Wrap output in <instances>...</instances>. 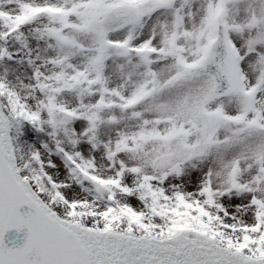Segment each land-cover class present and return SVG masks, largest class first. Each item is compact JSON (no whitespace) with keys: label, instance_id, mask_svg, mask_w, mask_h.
<instances>
[{"label":"snow or ice","instance_id":"obj_1","mask_svg":"<svg viewBox=\"0 0 264 264\" xmlns=\"http://www.w3.org/2000/svg\"><path fill=\"white\" fill-rule=\"evenodd\" d=\"M0 264H264V0H0Z\"/></svg>","mask_w":264,"mask_h":264},{"label":"water","instance_id":"obj_2","mask_svg":"<svg viewBox=\"0 0 264 264\" xmlns=\"http://www.w3.org/2000/svg\"><path fill=\"white\" fill-rule=\"evenodd\" d=\"M26 232H27L26 229H25L24 232H19V233L17 232V230L12 229V230H10L8 236H9L10 240H11L12 238H16V237L18 236L19 239L17 240V243H23V238H24V236L26 235ZM9 242H10V241H9Z\"/></svg>","mask_w":264,"mask_h":264}]
</instances>
